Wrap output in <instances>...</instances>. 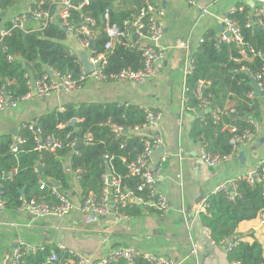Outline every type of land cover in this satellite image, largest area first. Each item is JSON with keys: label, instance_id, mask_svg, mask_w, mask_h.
Returning a JSON list of instances; mask_svg holds the SVG:
<instances>
[{"label": "trees", "instance_id": "obj_1", "mask_svg": "<svg viewBox=\"0 0 264 264\" xmlns=\"http://www.w3.org/2000/svg\"><path fill=\"white\" fill-rule=\"evenodd\" d=\"M21 1L0 0V12L15 8ZM81 1L71 0L74 6ZM116 2L90 0L80 8H71L67 18L74 26L81 25L85 16L95 20L93 32L97 34L93 39V49L96 53L105 52L106 74L116 73L122 68L138 70L143 66L138 48L115 43L110 51L104 50L107 40L103 31L104 10L109 8L110 20L120 25L130 20L136 10L117 7ZM253 10L254 7L247 6L232 13L240 25L242 45L234 40L222 41L209 32L192 53L193 71L185 77V107L194 112L200 111V99L195 90L198 82L203 81L208 84L203 88L202 96L208 98L210 107L233 108L218 121L211 117L210 112H205L197 116L191 125L190 137L211 154L236 155L239 149L232 150V133L228 127L235 126L238 132L251 129L255 133L256 128L249 124V119L257 121L260 107L264 105V86L262 96H248L253 90L251 75L261 73L264 77V16L259 17L262 24L256 23L255 17L247 16ZM248 22L252 24L246 26ZM4 26L9 28L10 22ZM69 35L59 17H55L41 31L24 34L13 29L5 35L0 41V95L12 101L20 100L30 91V76L37 80L47 68L70 74L82 85L87 78L81 79L80 54L70 48ZM241 48L245 49L246 56L240 54ZM75 113L78 121L71 125ZM145 117L143 107L129 103H66L62 111L42 114L35 123L25 122L17 134L24 139L23 143L12 146L11 134L0 135V189L5 200L4 209L17 210L23 200L31 198L53 203L50 190L39 189V179H44L48 185L52 181L57 182L58 189L69 197L74 189L67 170L76 176L81 199L88 191L98 193L101 190L102 178L108 168L130 190H135L137 178L130 175L127 163L142 151V143L132 128L142 126ZM29 124L39 129L40 137L54 135L63 142L62 146L55 151L36 150ZM112 125L122 127L126 133L116 134ZM87 133L92 135L90 143L84 142ZM105 155L108 158L105 159ZM8 172H11L10 176ZM234 183L237 195L233 199H228L229 187L208 193L206 212L199 213L202 225L209 230L216 244L224 239L238 241L228 251L230 260H238L240 264H264L262 244L257 239L251 242L240 240L236 231L241 221L254 219L264 211V181L250 184L245 174H241ZM121 210L127 217L144 212L142 207L133 204ZM52 253L64 263L67 257L64 252L54 245H45L43 250L22 252L18 264H50L47 260ZM109 264L150 263L138 256L132 263L118 259Z\"/></svg>", "mask_w": 264, "mask_h": 264}, {"label": "crops", "instance_id": "obj_2", "mask_svg": "<svg viewBox=\"0 0 264 264\" xmlns=\"http://www.w3.org/2000/svg\"><path fill=\"white\" fill-rule=\"evenodd\" d=\"M31 1L22 0L15 8L0 12V27H5L4 24L15 15L27 13ZM139 1L117 0L116 5L136 9ZM152 2L163 11V34L159 45L166 52L153 78L140 83L97 81L88 77L73 92H52L43 97L35 94L31 83L29 97L23 98L24 95L14 107H6L0 112V135L8 133L15 137L25 122L35 123L42 114L62 111L66 103L115 102L151 108L161 117L148 128L147 133L163 139L162 145L152 156V162L166 156L157 187L166 195L173 209L166 215L144 211L122 219L106 216L96 223H86L80 210L81 198L76 176L67 170L74 192L69 195L73 208L65 215L50 214L30 220L22 211L0 208V226L9 229L15 237L0 255V263L16 240L23 239L56 247L63 245L91 259H97L120 246H131L143 253L169 257L177 264H229L225 242L211 243L203 233L204 226L199 216L202 212L201 202L217 184L231 183L238 175L253 172L260 166L264 168V105L260 107L254 138L239 148L244 158L239 160L236 153L216 167L206 166L197 159L199 142L190 137V128L197 112L185 107L183 64L191 58L199 38L209 32L220 36L222 16L235 7L253 8L257 0H199L195 6L189 5L186 0ZM203 7L209 13L201 14ZM26 22L29 26L34 23L27 16ZM68 43L74 52L87 53L88 57V52L76 43L72 35H69ZM31 79L30 76V82ZM179 148L183 151L182 158L177 155ZM181 209L187 213L189 226L180 218ZM236 231L240 240L251 242L257 239L264 248V224L260 214L254 219L241 221ZM191 240L197 245L196 255L191 253Z\"/></svg>", "mask_w": 264, "mask_h": 264}, {"label": "built area", "instance_id": "obj_3", "mask_svg": "<svg viewBox=\"0 0 264 264\" xmlns=\"http://www.w3.org/2000/svg\"><path fill=\"white\" fill-rule=\"evenodd\" d=\"M89 1L90 0H82L74 6L71 0H32L29 4L27 12L29 13V18L32 19L34 23L31 24V26L27 24L26 13L15 15L10 21L9 28L0 27V41L13 29H18L23 32L41 31L50 22L54 21L55 17H59L61 24L68 32H70L76 43L88 52V61L93 65V70L88 75H85L82 72L81 79L89 77L97 81H137L142 83L153 78L156 75L158 63L164 59L166 54L165 49L159 45V40L163 34V25L161 22L163 11L155 7L152 0H140L132 18L130 20L123 21L122 25H120L110 20L109 8L104 10L102 14V19L104 21L103 31L107 37L104 44V50L110 51L115 43H123L128 47L140 49L143 58V66L138 70L122 68L116 73L106 74L104 72L107 62L105 52L96 53L94 49L89 48L90 39L93 40L97 34L96 32H93L95 20L90 16H85L83 18V23L79 26L69 24L67 20L69 10L71 8H80L83 5H87ZM186 1L192 6H195L199 2V0ZM236 10H241V7L232 8L227 14L222 16L221 20L223 30L219 38L225 42L234 40L238 45H242L243 38L240 31V25L232 16V13ZM207 13H209V10L206 7L201 8V14ZM247 16L255 17V22L262 24V22L259 21V17L264 16V0H257L254 10L248 13ZM250 24H252V22H248L246 26H249ZM135 37L137 39H135ZM201 41L202 37L198 39L197 44ZM240 54L246 56L244 48L240 49ZM192 61L191 56V58L183 64V73L185 77L193 71ZM251 76L252 80L254 79L257 81L262 96L264 86L263 75L261 73H256ZM258 80H260V82H258ZM29 83L31 85L30 81ZM206 84H208V82L204 83L203 81H199L195 90L197 97L200 99V111L210 112L211 117L215 121H218L227 113V111H233V108L219 106L210 107L208 98L202 96V91ZM80 87L81 85L74 80L70 74L59 73L48 68L41 77L35 80L33 89L35 94L39 97H43L52 92L70 93ZM184 90L187 92L185 84ZM29 96L30 92L23 98ZM248 96H255L254 90H252ZM16 102L17 101L8 99L7 96L0 95V112L6 107H14ZM143 109L146 114L145 123L142 126H134L132 128V131L138 135L142 143V151L137 158L127 163L130 175L137 178L135 190H130L126 184L122 183L120 177L116 176L112 169L108 168V171L102 178L101 190L98 193L88 191L81 199L80 210L86 223H96L102 217L106 216H113L115 219L125 218L127 216L121 209L132 204L142 207L145 212H156L159 215H166L173 209V206L168 201L166 195L157 187V182L162 176V169L166 156L163 155L156 162H152V156L162 145L163 139L159 135L147 133L148 128L154 126V124H156L160 119L161 115L159 112L151 108L143 107ZM249 124L256 128L257 121L250 118ZM28 128L32 130L34 134L36 150L55 151L62 146L63 142L54 135L42 138L39 136V129L35 125L29 124ZM112 128L116 134L126 133V130L120 126L112 125ZM228 129L232 133V137L230 139L232 150L239 149L241 146L246 145L254 138V132L251 129H245L242 132H238L235 126H229ZM91 141L92 135L87 133L84 137V142L90 143ZM23 142L24 139L21 137L15 136L12 138V146ZM182 152V149L179 148L177 154L179 158H182ZM229 157H231V155L211 154L200 144L197 159L208 167H216L226 161ZM104 158L106 159L108 156L105 155ZM7 174L10 176L11 172H8ZM245 178L250 184L255 181H264V168L260 166L253 172L246 173ZM228 187L230 190H227ZM39 189H49L51 195L54 197V202L49 203L35 198L23 200L17 210L24 212L31 218L30 220L45 217L50 214L63 216L73 208L71 199L65 193L60 191L58 187L54 185L53 181L50 185H48L44 179H39ZM222 189L227 190L228 199H233L237 195L234 181L231 183H219L212 192ZM1 193L2 191L0 189V208H4L5 200L1 197ZM206 207L207 202L205 196L201 202L202 212H206ZM259 214L262 223L264 224V211ZM180 216L182 221L189 226L187 213L184 209L180 210ZM203 233L208 237L211 243H215L210 236L209 230L205 227ZM190 242L191 253L196 255L197 245L192 240ZM221 242H225L227 251H230L238 243V241L230 239H224ZM44 247L45 245L43 244L30 243L23 239H17L10 250L2 256L0 264H18L22 252H33L37 249L43 250ZM58 249L67 255L64 263H61L58 260L55 253H52L49 256L47 260L48 263L109 264L117 261L118 259H123L132 263L135 257L141 256L150 264H177L169 257L146 252L143 253L131 246H120L111 249L105 255H102L97 259H91L86 254L63 245L58 246ZM229 264H240V262L232 259Z\"/></svg>", "mask_w": 264, "mask_h": 264}, {"label": "water", "instance_id": "obj_4", "mask_svg": "<svg viewBox=\"0 0 264 264\" xmlns=\"http://www.w3.org/2000/svg\"><path fill=\"white\" fill-rule=\"evenodd\" d=\"M26 16L29 17V13L27 12L26 13ZM223 30V29H222ZM25 34V33H24ZM89 48L90 49H93V40L90 39V44H89ZM80 60H81V68H82V72L85 74V75H88L92 70H93V65L91 63H89L88 61V58H87V53H83V54H80ZM31 83H32V86H34L35 84V80L32 78L31 79ZM252 85H253V90H254V94L255 96L257 97H260L261 96V90L258 86V83L256 80H252ZM206 111H197V116H201L202 114H204ZM76 119H77V113L74 114V117L72 118L71 120V125H74L75 122H76ZM237 157L239 160H242L244 158V153L242 151H239L238 154H237ZM41 168V167H40ZM54 185L58 187V183L57 182H54ZM22 192V191H21Z\"/></svg>", "mask_w": 264, "mask_h": 264}, {"label": "rangeland", "instance_id": "obj_5", "mask_svg": "<svg viewBox=\"0 0 264 264\" xmlns=\"http://www.w3.org/2000/svg\"><path fill=\"white\" fill-rule=\"evenodd\" d=\"M14 239L9 229L0 226V255L8 249V243Z\"/></svg>", "mask_w": 264, "mask_h": 264}]
</instances>
